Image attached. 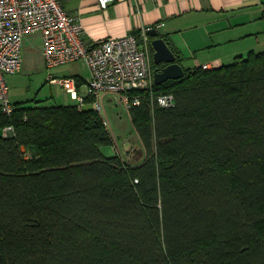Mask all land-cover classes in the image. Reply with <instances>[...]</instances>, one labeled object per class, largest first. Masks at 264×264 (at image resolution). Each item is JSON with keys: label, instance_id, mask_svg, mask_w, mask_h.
Here are the masks:
<instances>
[{"label": "trees", "instance_id": "trees-1", "mask_svg": "<svg viewBox=\"0 0 264 264\" xmlns=\"http://www.w3.org/2000/svg\"><path fill=\"white\" fill-rule=\"evenodd\" d=\"M135 95L137 164L91 105L0 112V264H264V51Z\"/></svg>", "mask_w": 264, "mask_h": 264}, {"label": "built area", "instance_id": "built-area-1", "mask_svg": "<svg viewBox=\"0 0 264 264\" xmlns=\"http://www.w3.org/2000/svg\"><path fill=\"white\" fill-rule=\"evenodd\" d=\"M65 1L0 0V112L3 114L10 116L14 111L8 76L22 71L25 39L32 33L41 35L42 55L48 70L76 61L88 67L84 94L80 93L74 76L57 77L51 72L47 76L49 84L60 85L80 110L91 105L102 115V96L124 102L129 110L141 103L139 96H130L132 90L152 88V41L148 31L155 26L143 28L139 36L130 33L88 42L83 38V24L67 11ZM116 1L98 0V5L106 10ZM200 67L213 69L210 62ZM151 96L160 106L169 108L175 104L172 93L151 92ZM103 119L108 125L105 116ZM13 131L8 126L4 134L11 135Z\"/></svg>", "mask_w": 264, "mask_h": 264}, {"label": "crops", "instance_id": "crops-1", "mask_svg": "<svg viewBox=\"0 0 264 264\" xmlns=\"http://www.w3.org/2000/svg\"><path fill=\"white\" fill-rule=\"evenodd\" d=\"M65 7L83 24V38L88 42L155 26L179 52L185 70L209 62L219 68L239 55L264 51V0H117L106 10L100 9L98 0H66ZM34 37L28 36L24 45ZM38 52L42 54L41 43ZM41 60L45 67L43 55ZM84 72L86 77L79 73L71 76L79 75L86 83L87 66ZM8 83L12 102L26 101L22 96L28 87L11 85L10 75ZM85 83L79 86L82 94ZM63 95L64 101L58 95L56 103L42 104H75L65 91Z\"/></svg>", "mask_w": 264, "mask_h": 264}, {"label": "rangeland", "instance_id": "rangeland-1", "mask_svg": "<svg viewBox=\"0 0 264 264\" xmlns=\"http://www.w3.org/2000/svg\"><path fill=\"white\" fill-rule=\"evenodd\" d=\"M31 35H35L34 40L26 43L23 48V70L10 75V84H24L28 87V93L22 96L26 98L28 105L35 104V100L41 101V103H56L61 96L62 98L60 99L64 101V89L60 85L49 84L46 80L48 74L51 72L57 77H66L79 73L86 77L87 72H84L86 65L82 61H76L56 66L50 70L46 69L42 65V54L38 52L40 43L41 51L43 49L41 35L32 33L28 36ZM58 95L61 96L58 97ZM101 101L104 107L102 116L107 119V126L115 140V147H104V152L107 155L117 152L126 162L130 164L139 163L143 159V145L131 121L126 105L124 102H119L109 97L105 99L103 96Z\"/></svg>", "mask_w": 264, "mask_h": 264}, {"label": "water", "instance_id": "water-1", "mask_svg": "<svg viewBox=\"0 0 264 264\" xmlns=\"http://www.w3.org/2000/svg\"><path fill=\"white\" fill-rule=\"evenodd\" d=\"M150 37L153 38V61L156 65L164 63L162 68H156L154 70V81L156 84H161L169 79H180L186 74V70L183 65L178 62V55L173 51L169 42L163 36H159L157 28L153 27L148 31ZM6 137L14 136L5 135Z\"/></svg>", "mask_w": 264, "mask_h": 264}]
</instances>
